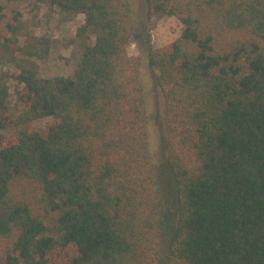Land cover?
<instances>
[{
	"label": "trees",
	"instance_id": "obj_1",
	"mask_svg": "<svg viewBox=\"0 0 264 264\" xmlns=\"http://www.w3.org/2000/svg\"><path fill=\"white\" fill-rule=\"evenodd\" d=\"M31 1L82 13L93 43L72 76L24 68L16 113L0 89V129L26 127L0 143V264H264V0H147L182 25L148 56L179 214L164 263L128 1Z\"/></svg>",
	"mask_w": 264,
	"mask_h": 264
},
{
	"label": "rangeland",
	"instance_id": "obj_2",
	"mask_svg": "<svg viewBox=\"0 0 264 264\" xmlns=\"http://www.w3.org/2000/svg\"><path fill=\"white\" fill-rule=\"evenodd\" d=\"M134 27V41L127 53L137 61V77L146 111V140L150 161L158 176L164 200V229L159 238L160 262L168 257L171 243L178 236L179 214L172 171L167 160L168 134L165 125V98L159 70L149 64V53L176 39L182 29L173 17L150 12L147 0H127ZM84 23L82 13L59 11L47 2L0 0V89L6 88L4 104L9 113L20 110L17 94L24 68H34L40 77L73 75L83 45L93 43L86 33L76 35ZM47 119L27 126L43 128ZM24 127L0 129V143L14 138ZM24 183L14 184L21 196Z\"/></svg>",
	"mask_w": 264,
	"mask_h": 264
}]
</instances>
